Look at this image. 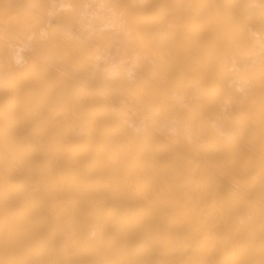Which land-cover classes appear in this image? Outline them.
<instances>
[{
    "label": "bare ground",
    "instance_id": "bare-ground-1",
    "mask_svg": "<svg viewBox=\"0 0 264 264\" xmlns=\"http://www.w3.org/2000/svg\"><path fill=\"white\" fill-rule=\"evenodd\" d=\"M0 264H264V0H0Z\"/></svg>",
    "mask_w": 264,
    "mask_h": 264
}]
</instances>
